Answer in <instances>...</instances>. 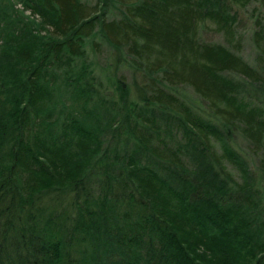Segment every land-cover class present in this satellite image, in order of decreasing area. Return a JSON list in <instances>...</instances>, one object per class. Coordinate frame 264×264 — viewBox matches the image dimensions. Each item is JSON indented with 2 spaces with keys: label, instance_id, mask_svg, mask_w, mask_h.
<instances>
[{
  "label": "trees",
  "instance_id": "trees-1",
  "mask_svg": "<svg viewBox=\"0 0 264 264\" xmlns=\"http://www.w3.org/2000/svg\"><path fill=\"white\" fill-rule=\"evenodd\" d=\"M0 264H264V0H0Z\"/></svg>",
  "mask_w": 264,
  "mask_h": 264
},
{
  "label": "rangeland",
  "instance_id": "rangeland-1",
  "mask_svg": "<svg viewBox=\"0 0 264 264\" xmlns=\"http://www.w3.org/2000/svg\"><path fill=\"white\" fill-rule=\"evenodd\" d=\"M89 2H95V0H88ZM254 5H251L249 10H243L240 13L241 16V29H240V34H241V46H240V51L239 53L251 64L255 62V56H256V47L253 42V32H254V25H253V20L251 19V14L252 10L254 8ZM203 38L207 41H213V42H223V38L219 35H216L214 32H209L203 35ZM90 55L92 56V60L96 61L97 57L94 56V53L92 52L90 48ZM115 55V53H114ZM100 62H105L104 60H101L99 58ZM98 70V69H97ZM129 75V78L127 79L128 84H132L130 80V74L131 72H124ZM104 78L107 77L105 74H101ZM133 85V84H132ZM187 94L192 95L189 90H187ZM251 162V169L256 170V161L253 158H250Z\"/></svg>",
  "mask_w": 264,
  "mask_h": 264
}]
</instances>
